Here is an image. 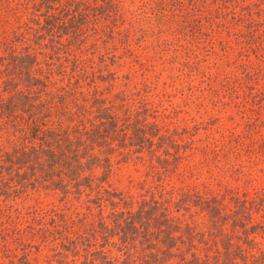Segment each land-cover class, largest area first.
<instances>
[{
	"label": "rangeland",
	"instance_id": "obj_1",
	"mask_svg": "<svg viewBox=\"0 0 264 264\" xmlns=\"http://www.w3.org/2000/svg\"><path fill=\"white\" fill-rule=\"evenodd\" d=\"M59 1L64 0H0V55L30 51L41 66L67 56V67L75 57L82 67L77 90L103 97L119 116L129 111L151 133L167 143L176 139L184 153L192 152L191 162L180 165L181 180L173 177L174 186L188 183L225 198L263 195L264 0H71L81 12L78 38L69 41L61 34L57 43L41 24L58 9L46 11L45 4ZM1 64L0 95L6 97L11 86L3 89ZM13 132L0 129V150L14 143ZM124 144L113 146L101 184L134 201L153 189L144 147L157 149L159 143L141 150ZM0 170V264L81 259L80 244L75 255L61 245L68 243L61 236L72 230L74 237L95 220L96 197L106 193H96L95 186L77 195L39 185L14 190L12 173ZM93 172L99 175L100 167ZM100 201L105 213L107 201ZM259 213L252 211L257 218ZM187 214L205 222L194 208ZM254 239L264 252V235Z\"/></svg>",
	"mask_w": 264,
	"mask_h": 264
},
{
	"label": "trees",
	"instance_id": "obj_2",
	"mask_svg": "<svg viewBox=\"0 0 264 264\" xmlns=\"http://www.w3.org/2000/svg\"><path fill=\"white\" fill-rule=\"evenodd\" d=\"M71 2L45 4L46 11L58 7L56 13H46L41 24L48 40L54 39L53 34L57 43L61 34L69 41L78 38L80 27L75 21L81 12ZM67 59L43 61L41 66L30 51L9 50L0 55L3 89L11 86L6 97L0 95V129L14 131V143L0 150V167L14 176L9 178L14 180V190L39 185L77 195L95 186L96 193H106L102 199L96 197L95 220L73 231L74 237L68 234L72 230L62 234L68 242L61 243L65 249L76 255L80 244L84 250L81 259L64 264H264V252L254 239L264 235V192L225 198L205 195L188 183L174 186L173 177L181 180L180 165L191 162L187 156L192 152L184 153L185 147L180 149L176 139L167 143L151 133L144 121L130 119L129 111L119 116L103 97L85 96L77 90L82 67L75 57L67 67ZM125 142L134 144V150L159 143L157 149L144 147L153 189L134 201L101 184L113 146ZM95 167H100L99 175L93 174ZM103 199L108 205L105 213ZM191 208L203 213L205 222L189 217ZM253 210L261 211L259 218L252 215Z\"/></svg>",
	"mask_w": 264,
	"mask_h": 264
}]
</instances>
